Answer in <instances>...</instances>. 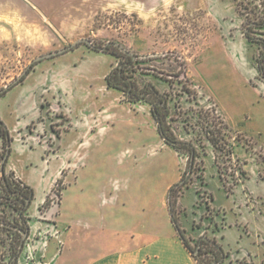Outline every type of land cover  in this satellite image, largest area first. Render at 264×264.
<instances>
[{"label": "rangeland", "instance_id": "obj_1", "mask_svg": "<svg viewBox=\"0 0 264 264\" xmlns=\"http://www.w3.org/2000/svg\"><path fill=\"white\" fill-rule=\"evenodd\" d=\"M165 3L0 0V93L36 58L78 41L115 42L155 59L148 65L163 77L177 73L178 57L187 82L180 77L178 84L170 76L169 88L153 76L144 79L170 96L177 137L191 141L203 161V178L194 177L176 200L180 227L193 241L202 232L214 238L229 254L223 264H264V82L255 69L257 47L242 37L232 0ZM115 62L81 45L38 61L23 82L0 96V120L12 139L5 172L33 189L28 209L33 223L42 220L45 196L59 202L49 190L58 169L70 164L60 171L59 187L65 190L57 210L67 224L61 244L65 253L70 239L73 250L75 239L85 235L86 214L98 219L92 231L96 238L105 235L108 242L112 232L102 226L107 218L141 224L150 219L169 227L166 196L185 171L186 159L164 146L148 106L126 104L120 93L105 88ZM183 84L190 94L181 92ZM200 109L227 125L231 161L215 162L212 147L198 140L193 125ZM184 120L191 125L187 131ZM5 150L0 136V164ZM239 169L247 180L241 181ZM6 252L0 244V264H6Z\"/></svg>", "mask_w": 264, "mask_h": 264}, {"label": "trees", "instance_id": "obj_2", "mask_svg": "<svg viewBox=\"0 0 264 264\" xmlns=\"http://www.w3.org/2000/svg\"><path fill=\"white\" fill-rule=\"evenodd\" d=\"M232 2L234 3L237 16L242 20V37L248 44L257 47L258 54L255 59V69L257 76L264 82V0H232ZM81 45H86L95 52L115 58V65L111 67L104 78L105 88L120 93L122 100L126 104L147 105L159 139L178 156L186 159L185 171L182 173L179 182L169 188L166 196L170 224L179 241L195 260L196 264H223L225 259L229 257V254L224 252L221 245L214 238L203 234L193 241L186 236L185 230L180 227L175 211L176 200L182 194V190L188 188L194 177L203 178V161L200 160L201 154L191 141H185L177 137L172 126L175 119H173L170 96L165 92H160L151 81L144 79L146 76H153L166 83L169 88H172L173 81L167 79V77L172 76L176 78L178 84H182L181 79H179L180 77L184 78L185 82H187L184 61H181L177 57L174 60L177 65V73L174 75L165 74V77H163L162 71L160 72L153 66L148 65L149 62L155 59L140 56L112 41L105 44L78 41L66 47L62 51V54L73 51ZM37 63L32 62L25 73L14 84L4 89L0 93V96L13 86L23 82ZM158 74L162 76H158ZM181 88V92L190 94L189 89L184 84ZM181 113L182 111H179V114ZM196 115L197 121L193 125V129L197 128L198 130V140L200 142L205 140L212 147L215 162L219 158L231 161L233 157V145L230 143L231 137L227 125L222 118L220 116L211 117L210 113L203 109L197 111ZM186 120L183 121L184 131H187L188 127L191 126ZM0 136L6 147L5 156L7 151L10 154L12 139L1 120ZM202 155H205L204 151ZM7 159L2 174L0 170V232L4 234V237L0 238V244L7 250L6 264H18L30 233L29 224L31 218L28 214V209L34 200V192L31 187L16 178L13 172H5ZM236 161L238 160L236 159ZM197 162H199V167H197ZM196 171H200L199 175H197ZM217 171L220 174V179H222L218 165ZM239 176H242L240 178L241 181L248 179L246 172L242 169H239ZM62 182V178L57 180L50 191L57 197L58 201L61 198V192L65 189V187H59ZM49 199L50 196H47L41 206L44 210L48 206ZM38 210L41 211L40 208ZM24 235H27V237L24 238Z\"/></svg>", "mask_w": 264, "mask_h": 264}, {"label": "crops", "instance_id": "obj_3", "mask_svg": "<svg viewBox=\"0 0 264 264\" xmlns=\"http://www.w3.org/2000/svg\"><path fill=\"white\" fill-rule=\"evenodd\" d=\"M173 1L166 0L165 5L169 7L173 5ZM140 3L143 6L142 2ZM146 8L153 10L152 7ZM179 9L180 7H177V10ZM65 166L67 168L70 164L58 169L51 187L57 180L62 178L63 181L60 171ZM60 201L61 198L58 203H55L50 198L48 206L41 214L42 220H37L36 223L30 221L29 237L18 264H196L179 241L170 221L169 227L166 228L158 227L150 219L141 224L131 218H128L126 222H115L113 218H107V224L102 226L103 228L108 226L112 232V240L108 242V237L105 235L97 239L93 234L92 231L99 225L97 217L93 214L85 215L86 222L83 223L85 235L75 239L73 250L72 239H70L71 248L65 253L61 244L64 233L68 230L63 228L67 224L61 221V215L57 211L61 205ZM37 234L40 235L38 240L34 238ZM203 234V232L200 233L198 237ZM187 237L190 238V236Z\"/></svg>", "mask_w": 264, "mask_h": 264}, {"label": "water", "instance_id": "obj_4", "mask_svg": "<svg viewBox=\"0 0 264 264\" xmlns=\"http://www.w3.org/2000/svg\"><path fill=\"white\" fill-rule=\"evenodd\" d=\"M61 54H62V51H58L56 53L47 54V55H44V56L36 58L33 62H38V61H41V60H44V59L51 58L52 56L61 55ZM8 154H9V152L7 151L5 156H4V158L1 161V164H0L1 174H2L3 169H4L5 161L8 158ZM26 237H27V235H24V238H26Z\"/></svg>", "mask_w": 264, "mask_h": 264}]
</instances>
